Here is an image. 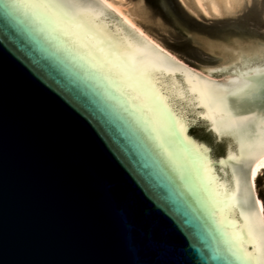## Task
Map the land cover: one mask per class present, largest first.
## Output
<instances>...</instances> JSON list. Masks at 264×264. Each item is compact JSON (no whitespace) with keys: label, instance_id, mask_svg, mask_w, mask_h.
I'll list each match as a JSON object with an SVG mask.
<instances>
[{"label":"water","instance_id":"1","mask_svg":"<svg viewBox=\"0 0 264 264\" xmlns=\"http://www.w3.org/2000/svg\"><path fill=\"white\" fill-rule=\"evenodd\" d=\"M12 7L0 0V264H264L247 179L264 152V59L209 79L96 0L51 5L83 16V37ZM156 12L194 58L197 30L264 47L237 24L194 21L177 0Z\"/></svg>","mask_w":264,"mask_h":264},{"label":"bare ground","instance_id":"2","mask_svg":"<svg viewBox=\"0 0 264 264\" xmlns=\"http://www.w3.org/2000/svg\"><path fill=\"white\" fill-rule=\"evenodd\" d=\"M106 11L117 15V24L123 25L125 28L132 29V35L137 36L145 45L151 48L163 49V55L175 59L178 63L186 65L175 54L167 50L150 32L146 29L147 24L153 23L148 11L141 6V0H96ZM187 12L197 18L218 19L236 15L242 8L238 6L235 0H179ZM258 2V1H257ZM247 3V2H246ZM259 3V2H258ZM248 5V4H247ZM175 26L184 27L176 17L162 12ZM264 18V3L261 10ZM156 25H159L157 21ZM197 36L203 40L204 48L212 53H218L223 60L225 54H230V49L240 48L244 51H258L249 55H242L240 59H250L252 56H260L264 59V47L260 46L257 39L247 37L241 33H231L226 28L209 29L205 31L197 30ZM202 34V35H201ZM243 53V52H242ZM237 58V57H236ZM239 59V60H240ZM235 61V60H234ZM188 66V65H186ZM208 72V71H207ZM212 72V71H211ZM197 75L209 79H215L210 74L197 71ZM260 129L264 130V117L260 119ZM251 161L249 171V184L253 192L254 208L259 219L261 228L264 233V207L256 194L255 184L253 182V170H256L257 176L264 170L261 167L264 164V152L257 158L249 159ZM249 188V186H248ZM250 191V190H249ZM250 201L252 195L250 193ZM258 201H260L258 203Z\"/></svg>","mask_w":264,"mask_h":264},{"label":"rangeland","instance_id":"3","mask_svg":"<svg viewBox=\"0 0 264 264\" xmlns=\"http://www.w3.org/2000/svg\"><path fill=\"white\" fill-rule=\"evenodd\" d=\"M135 1V0H132ZM137 1V0H136ZM182 7L184 13L187 10L182 6L179 0H177ZM259 3H258V2ZM264 0H252V5L249 7L245 3L241 10L234 16L222 17L218 19H205L197 18L191 14V17L194 18V21L205 23L208 25H219L221 23H234L237 24L240 28H243L250 32L253 36L257 38H264V18L262 17L261 10L263 7ZM149 16L153 23L147 24L146 29L150 34L156 38L167 50L175 54L181 61L191 68L196 69L197 71H202L204 73L210 74L213 78H224L219 69L228 63L234 62L240 59L242 55H249L253 53H258V51H244L240 48L230 49V54H225V58L222 60L221 56L218 53H212L207 51L203 46V40L199 37L195 38V45L198 50V58L191 57L187 55L182 49L175 47L174 45L184 38L172 30L167 22H165L159 13L156 11H148ZM164 16V15H163ZM157 21L159 25H156ZM183 25V24H182ZM184 26V25H183ZM243 52V53H242ZM237 57V58H236ZM208 71V72H207ZM212 71V72H211ZM251 161L248 159V186L250 193L252 195V201L254 206L253 192L249 184V171H250ZM256 194L264 207V170L257 176L255 181Z\"/></svg>","mask_w":264,"mask_h":264},{"label":"snow or ice","instance_id":"4","mask_svg":"<svg viewBox=\"0 0 264 264\" xmlns=\"http://www.w3.org/2000/svg\"><path fill=\"white\" fill-rule=\"evenodd\" d=\"M65 2H71V0H9V3L13 6L8 15L11 17H15L17 14L24 15L30 14L31 16L39 19H43L51 24L54 30L61 32V34L68 35H76L79 37H83L87 35L92 30L83 23V16L77 15L76 17H68L67 15H63L51 5L54 4H62ZM238 6H243L246 2L249 7L252 5V0H235ZM140 6L145 11H158V0H141ZM90 42H86L87 44ZM118 51V50H117ZM99 60V58H97ZM110 59V56H109ZM102 68L109 69V64L104 61H100ZM112 64H117L119 61H111ZM115 74L118 78L123 79V75L121 71H116ZM132 78H129V82ZM140 90H143L141 87ZM154 133L156 132L155 128L151 129ZM157 141H160L159 136L156 137ZM161 148H163V144H161ZM166 153L168 152L167 149H163ZM171 155L170 153H168ZM264 168V164L261 165ZM253 182L255 184L256 181V170H253ZM260 201H258L259 203ZM214 207V206H213ZM221 224H225L224 220L220 221ZM235 236L234 233H226V244L227 250L234 254H240L241 250L238 244L231 243L232 238ZM245 239H248L246 236Z\"/></svg>","mask_w":264,"mask_h":264},{"label":"flooded vegetation","instance_id":"5","mask_svg":"<svg viewBox=\"0 0 264 264\" xmlns=\"http://www.w3.org/2000/svg\"><path fill=\"white\" fill-rule=\"evenodd\" d=\"M179 3V2H178ZM180 5V4H179ZM181 7V6H180ZM182 8V7H181Z\"/></svg>","mask_w":264,"mask_h":264}]
</instances>
